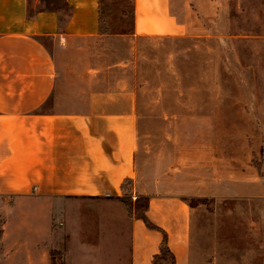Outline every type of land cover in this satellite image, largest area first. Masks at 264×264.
I'll return each mask as SVG.
<instances>
[{"label":"crops","instance_id":"crops-1","mask_svg":"<svg viewBox=\"0 0 264 264\" xmlns=\"http://www.w3.org/2000/svg\"><path fill=\"white\" fill-rule=\"evenodd\" d=\"M66 1L69 16L53 10L30 14V0H0V198L12 199L15 208L35 205L25 219L41 221L21 262L23 248L13 241L8 217L3 238L14 249L10 264H52L50 247L63 253L64 264H153L163 232L148 227L135 204L121 199L126 178L133 179L136 195L146 197L148 218L167 232L177 264H219L223 222L216 227L220 234L204 228L202 205L188 201L213 197L218 206L224 199L218 155L194 150L192 141H165L153 147L152 172L145 175L139 160L147 136L140 134L136 87L90 86L83 97L75 91L68 95L73 103L64 102L57 47L110 35L102 31V0ZM190 1L134 0L130 35L191 33L198 3L202 30H264V0ZM229 35L238 46L254 44L256 36ZM48 39L55 43L51 48Z\"/></svg>","mask_w":264,"mask_h":264},{"label":"rangeland","instance_id":"rangeland-1","mask_svg":"<svg viewBox=\"0 0 264 264\" xmlns=\"http://www.w3.org/2000/svg\"><path fill=\"white\" fill-rule=\"evenodd\" d=\"M30 6L34 11L64 8L63 0H30ZM194 10L189 18L192 28L194 25L191 33L135 38L130 35L134 0H102V31L110 34L108 39H71L57 47L64 102L73 103L68 95L75 91L83 97L82 91L90 86L136 87L143 120L140 134L147 136L141 143L145 150L140 152V170L150 175L153 147L165 141H192L194 150L218 155L219 169L224 170L219 185L224 188V199L218 206L213 197L188 201L202 205L204 228L219 233L216 227L223 222L219 264H264V30H202L199 3ZM222 32L225 38L219 35ZM232 32L256 35L254 44L234 45L229 37ZM45 42L50 48L55 44L49 39ZM167 118L182 121H162ZM186 120H192V125ZM130 200L141 214L146 197L134 192ZM33 208L36 206L26 203L15 208L12 199L0 198V264L15 260L14 249L9 251L8 238H3L8 217L13 241L23 248H19V261L24 262V248L34 241V229L41 224L25 219Z\"/></svg>","mask_w":264,"mask_h":264},{"label":"trees","instance_id":"trees-1","mask_svg":"<svg viewBox=\"0 0 264 264\" xmlns=\"http://www.w3.org/2000/svg\"><path fill=\"white\" fill-rule=\"evenodd\" d=\"M63 6H64V8H63L64 11L61 9H58V8H48V7H45V8L40 7V8H37L36 11H45V10L61 11L62 13L69 16L71 14V7L66 0H63ZM29 10H30V14H32L34 12V10L31 9L30 3H29ZM122 190L125 192V194H124V196L121 197V199L124 200L128 206L132 207L133 203H132V200H130V197L134 193L133 179L126 178L122 183ZM127 195H128V197H127ZM134 206H135L137 215L145 221V223L148 225V227L160 229L163 232V240H162V243L160 246V252L154 256L153 264H177L175 253L171 250V248L169 247V244H168L167 232L165 230H163L162 228H160L159 226H157L156 224H154L148 218V216L146 214L147 199H146V203L144 205V209L141 212V214L138 213V210L136 208V204ZM49 253H50V258H51L52 264H64V257H63V253L61 251L50 247Z\"/></svg>","mask_w":264,"mask_h":264}]
</instances>
